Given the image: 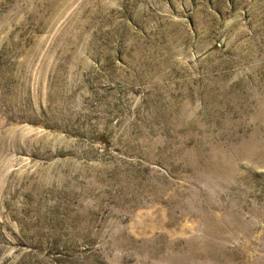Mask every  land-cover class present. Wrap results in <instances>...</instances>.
<instances>
[{"label": "rangeland", "instance_id": "1", "mask_svg": "<svg viewBox=\"0 0 264 264\" xmlns=\"http://www.w3.org/2000/svg\"><path fill=\"white\" fill-rule=\"evenodd\" d=\"M0 264H264V0H0Z\"/></svg>", "mask_w": 264, "mask_h": 264}]
</instances>
